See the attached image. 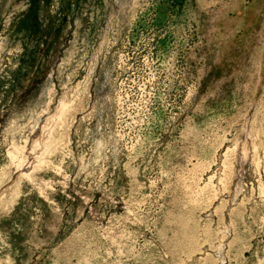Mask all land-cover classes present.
<instances>
[{
    "label": "rangeland",
    "instance_id": "374dc122",
    "mask_svg": "<svg viewBox=\"0 0 264 264\" xmlns=\"http://www.w3.org/2000/svg\"><path fill=\"white\" fill-rule=\"evenodd\" d=\"M0 264H264V0H0Z\"/></svg>",
    "mask_w": 264,
    "mask_h": 264
},
{
    "label": "bare ground",
    "instance_id": "6f19581e",
    "mask_svg": "<svg viewBox=\"0 0 264 264\" xmlns=\"http://www.w3.org/2000/svg\"><path fill=\"white\" fill-rule=\"evenodd\" d=\"M68 107H69V108H68ZM64 108H65V109L68 108V111H69L71 107H70L68 104H65V105H64Z\"/></svg>",
    "mask_w": 264,
    "mask_h": 264
}]
</instances>
